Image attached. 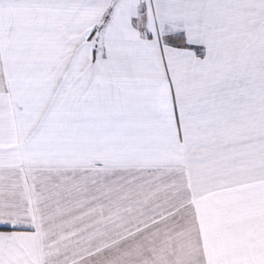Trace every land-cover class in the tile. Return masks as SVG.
I'll return each mask as SVG.
<instances>
[{
	"label": "snow or ice",
	"instance_id": "obj_1",
	"mask_svg": "<svg viewBox=\"0 0 264 264\" xmlns=\"http://www.w3.org/2000/svg\"><path fill=\"white\" fill-rule=\"evenodd\" d=\"M0 264H264V0H0Z\"/></svg>",
	"mask_w": 264,
	"mask_h": 264
}]
</instances>
